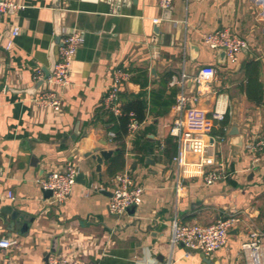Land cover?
<instances>
[{"label": "crops", "instance_id": "obj_1", "mask_svg": "<svg viewBox=\"0 0 264 264\" xmlns=\"http://www.w3.org/2000/svg\"><path fill=\"white\" fill-rule=\"evenodd\" d=\"M9 2L16 8L0 19V239L12 238L16 245L0 248V264H48L47 256L71 254L73 264H165L170 255L172 264H251L241 244L256 232L263 237L259 264H264V148L255 152L254 162L255 155L246 149L264 141V0H174L169 10L160 9L155 0ZM13 25L20 33L6 50ZM223 28L247 45L233 64L222 51L202 43L204 34ZM70 29L80 32L83 42L71 62L67 88L53 86L62 105L55 114L34 104L32 99L44 89L34 76L38 70L45 76L57 61L59 43ZM203 67L216 74L201 92L199 108L208 118L218 110L228 119L223 128L217 121L204 137L209 145L205 155L216 165L198 168L199 157L187 154L178 200L176 152H163L177 116L176 102L160 116L147 112L138 134L150 140L152 152L139 158L126 136L120 171H129L143 189L142 203L133 215L110 214L109 167L118 146L101 101L113 70L129 74L119 97L138 94L141 88L130 81L131 70H146L147 101L151 91L160 89V79L170 75L160 103L153 105L160 111L171 89L178 94L179 87L170 84L174 78L184 75V92L196 93L193 78ZM109 150V160L97 171L91 156ZM221 162L227 178L206 185L203 173ZM69 165L83 182L76 181L66 202L49 208L50 196L38 181ZM3 208L28 218L23 235L7 230L10 221L3 215L4 224ZM220 217H233L236 223L218 252L205 257L187 253L181 245L170 252L174 221L207 225ZM54 238L58 254L49 252Z\"/></svg>", "mask_w": 264, "mask_h": 264}, {"label": "built area", "instance_id": "obj_2", "mask_svg": "<svg viewBox=\"0 0 264 264\" xmlns=\"http://www.w3.org/2000/svg\"><path fill=\"white\" fill-rule=\"evenodd\" d=\"M174 0H155L158 7L162 10L171 9ZM16 8L9 0H0V19L11 9ZM157 23V20H154ZM11 38L5 49L9 50L12 45V39L19 35V27L13 25L10 29ZM83 42V36L75 29L67 30L64 34L59 47V56L54 63L53 71L46 79L42 71L38 70L34 76L36 81H42L43 90L38 93L32 100L35 105L51 109L53 113L61 112L62 105L54 87L66 89L70 83V65L73 61L79 46ZM202 43L211 50H219L224 53L226 60L233 64L237 61L239 54L246 48V42L238 37L233 30L228 28L219 29L202 36ZM216 70L212 67H203L193 78L196 85L195 94H186L184 92V75L171 81L172 86L179 87L178 94L175 98L174 109L177 113L175 121L170 128V136L177 145L176 154L173 158L175 168V186L174 192L179 200L184 191L183 172L187 165L186 155L192 154L199 157L197 167L215 166L213 158L206 156L209 145L205 142L204 137L210 136L217 121L223 120L222 114L216 110L210 118L199 108V98L201 92L207 89L213 81ZM129 74L124 69L116 68L112 72V81L101 101L102 109L113 113L114 116L120 115L121 103L119 94L123 83L127 81ZM130 124L127 136L133 139L139 132L142 124L134 120L130 115ZM112 136L113 134L110 133ZM213 140V139H212ZM264 141L259 140L246 145V149L251 151L255 156L254 161L258 160L255 152L262 151ZM78 170L74 165L63 170L51 171L43 180L38 181L42 191L49 192L50 198L47 200L48 207L60 206L69 198L73 186L76 183ZM204 182L211 185L218 180L227 178L226 169L221 162L217 164V169L204 172ZM113 188L110 192V201L108 211L110 214L119 217L126 214L127 209L137 208L142 203L143 189L138 186L129 171L125 170L115 174L112 178ZM8 197L13 199L10 194ZM236 223L233 217H220L214 223L207 225H198L191 223L179 224L174 221L171 225V239L169 241V250L172 252L176 245H181L187 250V253L199 252L205 257H210L224 246L231 229ZM262 235L258 232L250 233L249 238L241 244L242 250L248 254L251 264H259L261 258ZM16 245L12 238H1L0 248L8 249ZM71 256L53 255L48 257V264H73ZM165 264H172L171 255Z\"/></svg>", "mask_w": 264, "mask_h": 264}, {"label": "trees", "instance_id": "obj_3", "mask_svg": "<svg viewBox=\"0 0 264 264\" xmlns=\"http://www.w3.org/2000/svg\"><path fill=\"white\" fill-rule=\"evenodd\" d=\"M132 77L130 78V81L139 84L141 90L138 94H121L119 102L121 103L120 107V115L114 116L113 113L102 111V116L107 115V121L109 124H111L110 130L113 132L114 136L112 138V141L117 144L118 149L116 151V160L112 165L109 167V174L111 177H113L115 174L119 173L124 168V148H125V138L128 133V127L130 124L131 114L135 121L142 124L143 120L146 117L147 112L150 114H155L160 116L161 114L166 113L170 106L175 103V96L177 91L175 89H171L170 95L167 96L164 102L161 104L162 108L160 111H155L153 108V105L158 104V100L160 97H163V90L166 87L167 81L170 79V75L165 76L164 78H161L158 82L159 84V90L157 91H151L149 93V99L147 101V71L142 69H134L131 70ZM161 101V100H160ZM150 103L151 107L148 110V103ZM148 110V111H147ZM220 122L218 124L220 127H225L228 124V119L226 116H223ZM133 151L135 152L136 156L142 157L144 154H148L152 152V146L153 144H150V140H148L145 137V134L142 132V134H137L133 139ZM167 148L163 151L167 155H174L176 152V144L173 142V139L171 137L167 140ZM139 157V158H140Z\"/></svg>", "mask_w": 264, "mask_h": 264}, {"label": "water", "instance_id": "obj_4", "mask_svg": "<svg viewBox=\"0 0 264 264\" xmlns=\"http://www.w3.org/2000/svg\"><path fill=\"white\" fill-rule=\"evenodd\" d=\"M60 34H61V31L58 30V35H60ZM57 39H58V41H60L59 37ZM59 45H61V43H59ZM54 63L55 62L51 63L50 69L48 70L46 75L43 77V79H46L48 77V75L53 71ZM38 83L41 84L42 81H38ZM235 134H236V127H234L232 129V131L230 132V135H232V136H235ZM111 154H112V151L109 150V151H99L95 155L91 156L92 159H94L96 164H97V167H96L97 171H100L101 166L106 161L109 160V157H110ZM76 178H77V180H76L77 182H83V178H82L81 174L77 175ZM44 193H45L46 196H48V197L50 196L49 192L46 191ZM134 211H135V207H131V208L127 209V213L131 214V215H133ZM1 213H2V219H3L4 224H7L8 221H7L6 217H3V215H8V217H9L10 223L7 224V230L9 232H12L15 229H17L18 230V234L19 235H23V233H24L23 231H25V228H29L30 224H29L28 218L26 216H23L20 212H18L16 210L12 211L9 208H3L1 210ZM57 241H58L57 238L53 239V242H52V245H51V249L49 251L50 253H57L58 254L59 250H58V246H57V243H58ZM48 257L49 256H47V260H48Z\"/></svg>", "mask_w": 264, "mask_h": 264}]
</instances>
